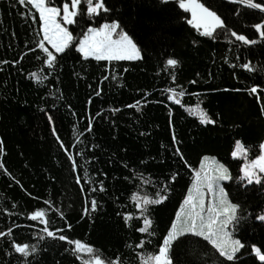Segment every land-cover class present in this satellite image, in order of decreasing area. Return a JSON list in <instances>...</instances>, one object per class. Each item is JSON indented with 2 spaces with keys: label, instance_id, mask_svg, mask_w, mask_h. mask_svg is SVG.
<instances>
[{
  "label": "trees",
  "instance_id": "obj_1",
  "mask_svg": "<svg viewBox=\"0 0 264 264\" xmlns=\"http://www.w3.org/2000/svg\"><path fill=\"white\" fill-rule=\"evenodd\" d=\"M103 2L108 11L92 17L82 5L69 48L49 50L57 57L50 68L36 8L0 0V264H85L75 241L104 264H142L163 245L206 156L228 169L226 194L239 206L232 229L244 247L228 260L187 232L171 245L172 264H264L254 251L264 254V175L248 183L244 159L233 157L237 141L248 159L264 142V37L256 28L264 14L198 0L225 25L206 36L179 0ZM103 21H117L141 59L78 51L88 26ZM36 212L44 216L31 219ZM145 217L148 233L139 231ZM25 244L27 257L15 251Z\"/></svg>",
  "mask_w": 264,
  "mask_h": 264
},
{
  "label": "snow or ice",
  "instance_id": "obj_2",
  "mask_svg": "<svg viewBox=\"0 0 264 264\" xmlns=\"http://www.w3.org/2000/svg\"><path fill=\"white\" fill-rule=\"evenodd\" d=\"M240 3L247 7L260 9L264 11V5L256 3L255 0H239ZM21 4H31L39 13L40 20L42 21L43 27V40L40 42L39 47L47 54L46 64L48 67H52L56 61V55L52 51H49L45 47L43 41H47L51 44L52 48L55 49L56 53L64 52L73 41L72 33L64 25H71L76 23L75 18L78 15L84 14L82 11V5L86 4V14L89 17L94 15H99L101 11L107 12L108 9L104 6L103 0H70V3L64 2L62 7L52 6V0H19ZM180 7L185 9V11L192 12V20L189 21L194 27L200 29L203 27L204 31L202 35L211 36L212 33L217 28H225L224 22L220 19L216 13L208 10L198 0H180ZM120 25L117 23L104 24L100 28H89L88 34H86L83 40L79 41L78 51L82 52L85 57L94 56L97 60H138L141 59L140 50L133 40L123 31L118 33L119 38L113 39V35L117 33V29ZM257 31L262 37H264V25H256ZM233 36L239 41L244 43H256V41H250L242 35H237L235 32L232 33ZM178 61L175 59H168L166 61V66L175 68L178 65ZM246 69L252 70L249 65H244ZM36 76L35 73L32 74ZM256 88H252L251 92L255 93ZM183 93H181L182 95ZM179 103V100L176 101ZM204 123H213L207 118L205 113H201ZM264 149V145H261ZM248 148H246L240 141L236 142L235 150L233 151V157H244L247 158ZM257 170L260 173H264V154L260 155L255 160L251 161L249 164L245 165L244 176L248 178V183H252L253 179L257 183L260 179L257 175ZM220 173V180H227L230 177L227 175V169L220 165L218 167ZM199 177V173H197ZM211 189V185H209ZM102 190V189H101ZM198 191V189H197ZM165 197H160L156 200H149L145 198L143 204L147 206L148 204H157L163 202ZM193 196L190 194L185 200V204H193ZM219 202L221 206L226 205V207L221 208H210V213H215L214 218H210L205 224L199 212L189 213L190 223L185 221L183 226L180 223V216L177 218V223H174L172 229L170 230L168 236L164 239L163 245L159 248V251L155 255H149L142 260V264H172L169 256L170 248L172 243L183 235L185 232H192L198 236H203L206 240L211 241L213 246L217 248L221 256L226 257L228 260H233L235 253L244 247V245L239 240H230L228 234H223V228L233 220H235L238 205L231 204L227 201L226 193L223 188L219 190ZM93 209L95 208V201L92 202ZM202 207V206H201ZM195 205L193 204V209ZM225 216L221 223L219 229H214V225L217 224L219 216ZM44 216L43 212H36L31 216V219L36 220ZM201 219L199 225V231H197V218ZM260 220H264V216L258 217ZM130 219V217H126ZM47 223V221H41ZM152 221L148 218H144V226L139 229L142 233H148L151 227ZM48 236H53L54 233L48 231L47 228L44 229ZM151 235V233H149ZM215 237V239H214ZM59 239L64 240L65 237L60 236ZM75 244V251L77 252H87L93 253V249L80 241L71 242ZM226 247L230 248L231 251H226ZM29 245L25 244L23 246L15 245V251L21 253L23 256L27 257L31 253L28 251ZM35 249L33 248V251ZM256 255L261 261H264V254L261 253L260 249H254ZM95 264H104V261L97 255L94 257ZM88 264V262H85ZM109 264H118V262H109Z\"/></svg>",
  "mask_w": 264,
  "mask_h": 264
},
{
  "label": "rangeland",
  "instance_id": "obj_3",
  "mask_svg": "<svg viewBox=\"0 0 264 264\" xmlns=\"http://www.w3.org/2000/svg\"><path fill=\"white\" fill-rule=\"evenodd\" d=\"M64 2H66V0H52V6L62 7V4ZM67 2L70 3V0H67ZM179 5H180V0H179ZM183 10H185V9H183ZM187 12L189 13V21H190V20H192V12L191 11H187ZM113 23H117L118 24L117 21H103V22H101L98 25H95V24L89 25L88 29L89 28H100L104 24H109L110 25V24H113ZM64 26L67 27L68 30L71 32L70 25H64ZM88 29L85 31L84 35L80 38L79 41L83 40L84 36L86 34H88ZM41 30H42V35L44 36L43 27H42V21H41ZM199 30L202 33L204 31L203 27H201ZM121 31L126 33L131 38V36L125 30H123L122 28H119V29H117V33L113 35V39H118L119 38L118 33L121 32ZM43 42H44L45 47H47L49 50L51 49L52 51H55V49L52 48L51 44H49L47 41H43ZM133 42H134V40H133ZM78 48H79V42L77 44V49ZM140 55H141V53H140ZM88 57L95 58L94 56H88ZM262 145H264V142L262 143ZM262 154H264V149L261 148L260 153L257 156H255L253 159H248V158L242 157L244 159V161L242 163V173H243V175H244V171H245V165L249 164L251 161L255 160L256 158H258ZM220 165H223V167L227 169V167L221 161H219L218 159H216L214 157L206 156V157H204L202 159L201 164H200V170L198 172L199 173V177H197V174H196V178H195V180L193 182V185L191 187V190L189 192V195L191 194L193 196V198H194L193 199V204L195 205V208L193 209V204L186 205L185 203H183V205L181 206L180 210L178 211V213L176 215V218H175L173 224L177 223L178 216H180V223H181L182 226H183L185 221H188L190 223L189 213H194V212H199L201 214L203 222L206 224L209 221L210 218H214L215 217V213H210L209 212L210 208H218L219 209L221 207H226V205H224V206L220 205V202H219V190H220V188H223L224 192L227 193L226 192V188L224 186V182L229 180V179L220 180L218 178L219 175H220V173L218 171V167ZM257 174L264 175V173H260L258 170H257ZM227 175L230 176L228 171H227ZM209 185H211V189L209 188ZM197 189H198V191H197ZM188 196H187V198H188ZM226 198H227V201H229L231 204H234L227 197V194H226ZM234 205H236V204H234ZM224 219H226L225 216H223V215L219 216L217 224H215L213 226L214 229H219L220 226H221L220 222H222ZM196 222H197V231H199L200 230L199 229V225L201 223V219L198 217ZM233 222H234V220L229 222L227 224V226L223 228V232L221 233V235L226 233V234H228V237H226V239L230 238V240H239L233 233V229H232L233 228ZM173 224H172V226H173ZM172 226H171V229H172ZM170 230H169V232H170ZM185 233H187V232H185ZM190 233H192V232H190ZM168 234H167V236H168ZM214 239H215V237H214ZM254 249H258V248L255 247ZM225 250L226 251H231V249L228 248V247H226ZM80 253H82L83 255L86 256L89 264H95L94 256H92L90 253H87V252H80Z\"/></svg>",
  "mask_w": 264,
  "mask_h": 264
},
{
  "label": "water",
  "instance_id": "obj_4",
  "mask_svg": "<svg viewBox=\"0 0 264 264\" xmlns=\"http://www.w3.org/2000/svg\"><path fill=\"white\" fill-rule=\"evenodd\" d=\"M224 1L244 5V4L240 3L239 0H224ZM244 6H245V5H244ZM246 7H247V6H246ZM249 8H251V7H249ZM251 9H253V10L259 12V13L264 14V11H261L260 9H256V8H251Z\"/></svg>",
  "mask_w": 264,
  "mask_h": 264
}]
</instances>
